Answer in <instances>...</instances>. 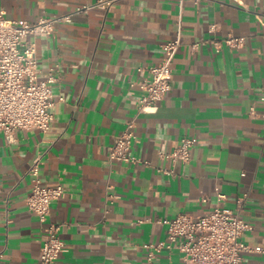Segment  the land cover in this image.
I'll list each match as a JSON object with an SVG mask.
<instances>
[{"label":"crops","instance_id":"1","mask_svg":"<svg viewBox=\"0 0 264 264\" xmlns=\"http://www.w3.org/2000/svg\"><path fill=\"white\" fill-rule=\"evenodd\" d=\"M92 1L0 6L7 18L32 21ZM178 30L170 89L155 112L136 114L140 67L156 63L160 44ZM227 33L244 44L191 47ZM34 40L39 76L56 68L53 120L45 132L17 129L10 143L0 132V264L37 262L42 232L25 196L38 154L42 182L64 191L50 204L64 242L54 264H148L142 243L167 242L157 220L210 210L216 186L230 208L246 194L240 216L252 228L241 239L252 249L240 264H264V0H114ZM131 118L140 161L109 162L108 147ZM181 136L194 140L190 160L161 159L158 151ZM153 264H181L180 254L163 245Z\"/></svg>","mask_w":264,"mask_h":264},{"label":"built area","instance_id":"2","mask_svg":"<svg viewBox=\"0 0 264 264\" xmlns=\"http://www.w3.org/2000/svg\"><path fill=\"white\" fill-rule=\"evenodd\" d=\"M113 1L94 0L77 5L68 12L41 15L32 21L7 18L5 10L0 6V132L7 143L15 140L17 129L45 132L53 120L54 98L51 85L57 78L56 68H49L44 77L39 76L35 37L51 35L57 24L70 22L73 16L86 13L94 7L106 9ZM214 28V23L209 24V30ZM206 42L217 49L221 44L239 48L244 44V36L227 33L221 39L201 37L191 47L196 48ZM179 44L178 30L172 38L160 44L161 57L156 63L140 67L144 74L136 82L140 89L136 114L155 112L159 101L170 89L172 62ZM58 99L63 98L59 96ZM134 125V119L128 120L108 147L109 162L135 164L140 161L131 150L136 137ZM193 143L192 137L181 136L170 151H158V156L171 162H187L191 157ZM40 158L41 154L35 156L27 168L31 186L25 196V203L37 216L42 232L36 264H54L63 250L64 242L59 235V224L49 218L50 204L62 197L64 191L60 184L49 185L42 182L38 174ZM142 162L148 163L145 160ZM156 169L172 173L160 166ZM214 189L216 198L210 210L196 215L179 212L172 217L157 220L166 225L167 242L142 243L146 248L148 264H153L155 252L163 245L179 252L181 264H240L243 253L252 249L241 239L243 232L252 228V224L240 216L246 194L238 196L235 207L230 208L223 205L224 194L219 188L216 186Z\"/></svg>","mask_w":264,"mask_h":264}]
</instances>
